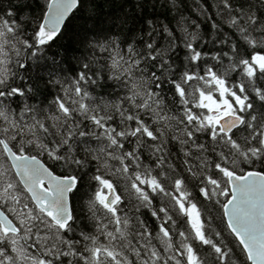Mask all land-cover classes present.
<instances>
[{
	"label": "snow or ice",
	"instance_id": "obj_1",
	"mask_svg": "<svg viewBox=\"0 0 264 264\" xmlns=\"http://www.w3.org/2000/svg\"><path fill=\"white\" fill-rule=\"evenodd\" d=\"M0 264H264V0H0Z\"/></svg>",
	"mask_w": 264,
	"mask_h": 264
}]
</instances>
